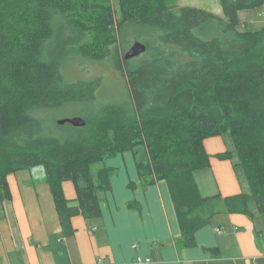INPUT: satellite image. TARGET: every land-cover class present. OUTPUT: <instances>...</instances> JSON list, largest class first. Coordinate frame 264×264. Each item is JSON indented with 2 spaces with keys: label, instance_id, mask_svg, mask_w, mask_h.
Segmentation results:
<instances>
[{
  "label": "trees",
  "instance_id": "1",
  "mask_svg": "<svg viewBox=\"0 0 264 264\" xmlns=\"http://www.w3.org/2000/svg\"><path fill=\"white\" fill-rule=\"evenodd\" d=\"M179 1L0 0L1 204L11 200L10 173L41 166L70 236L74 217H102L99 194L111 190L115 169L102 167L95 177L92 165L144 145L141 185L168 183L183 246L196 247V232L217 214L253 218L252 203L264 221V28L238 29L239 12L264 0H220L223 17ZM135 42L146 52L121 60L120 48L125 55ZM74 56L113 58L128 99L87 113L86 125L62 140L44 115L94 103L102 84L67 82L61 67ZM227 134L233 149L216 157L237 158L250 192L204 198L194 178L210 166L204 141ZM67 181L75 204L64 195Z\"/></svg>",
  "mask_w": 264,
  "mask_h": 264
},
{
  "label": "crops",
  "instance_id": "2",
  "mask_svg": "<svg viewBox=\"0 0 264 264\" xmlns=\"http://www.w3.org/2000/svg\"><path fill=\"white\" fill-rule=\"evenodd\" d=\"M204 146L210 166L194 174L200 195L226 198L250 192L237 158L216 157L233 149L231 137L208 138ZM142 155L138 159L135 150L127 151L108 160L117 173L112 175L111 190L99 194L102 217H74L70 236L63 233L45 169L36 166L10 173L11 200L0 203V264H264L262 217L254 203L250 205L253 218L217 214L196 232V247L183 246L168 183L141 185L137 164L148 158L145 146ZM131 182L136 188L130 187ZM63 190L75 204L73 182H64ZM130 202L140 208H130ZM138 258L151 262H138Z\"/></svg>",
  "mask_w": 264,
  "mask_h": 264
},
{
  "label": "rangeland",
  "instance_id": "3",
  "mask_svg": "<svg viewBox=\"0 0 264 264\" xmlns=\"http://www.w3.org/2000/svg\"><path fill=\"white\" fill-rule=\"evenodd\" d=\"M179 7H195L203 9L220 17H223V10L220 0H180ZM240 24L238 29L245 30H260L264 28V8L243 10L239 14ZM260 20L262 23H245L244 21ZM123 51L120 48V59L123 58ZM61 72L67 82L76 81H92L97 78L102 79L101 87L96 92V100L90 105L78 103L76 105H65L56 109L50 110L44 115V120L47 128L51 129V134L54 137L65 139L72 133L73 126L71 124H58L59 120L69 119L73 117H84L87 113L101 109L107 104L124 103L128 99L127 83L122 74L115 67L113 58L104 61H93L81 56L67 58L61 67ZM230 137V134H227ZM138 159L143 157L144 145H138L135 149ZM120 154V153H119ZM119 154L105 160L101 163L92 165V173L96 177L98 170L102 167H110L107 165L108 160L116 158ZM117 173V169L112 175ZM112 178V176H111ZM259 226L264 233V221L259 220ZM260 243L264 244V239L260 238Z\"/></svg>",
  "mask_w": 264,
  "mask_h": 264
},
{
  "label": "water",
  "instance_id": "4",
  "mask_svg": "<svg viewBox=\"0 0 264 264\" xmlns=\"http://www.w3.org/2000/svg\"><path fill=\"white\" fill-rule=\"evenodd\" d=\"M146 45L141 42H135L131 48L125 53L124 59L131 60L136 57L141 56L146 52ZM71 124L74 127H84L86 125V121L82 117H73L69 119L59 120L58 124Z\"/></svg>",
  "mask_w": 264,
  "mask_h": 264
},
{
  "label": "built area",
  "instance_id": "5",
  "mask_svg": "<svg viewBox=\"0 0 264 264\" xmlns=\"http://www.w3.org/2000/svg\"><path fill=\"white\" fill-rule=\"evenodd\" d=\"M138 262H146V263H149V262H151V259L138 258Z\"/></svg>",
  "mask_w": 264,
  "mask_h": 264
}]
</instances>
